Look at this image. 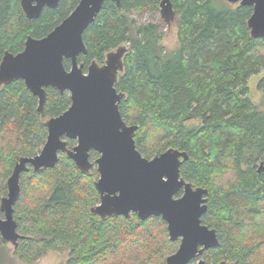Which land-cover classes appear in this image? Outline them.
Segmentation results:
<instances>
[{"label":"trees","instance_id":"16d2710c","mask_svg":"<svg viewBox=\"0 0 264 264\" xmlns=\"http://www.w3.org/2000/svg\"><path fill=\"white\" fill-rule=\"evenodd\" d=\"M78 1L59 0L28 18L20 0H0V61L6 51H21L28 36L46 35ZM170 1L178 19L174 50L160 44L158 24L137 25L128 16L158 11L161 0H121L120 6L106 0L83 32L86 53L78 60L85 67L102 63L108 51L129 43L115 84L124 93L120 114L138 125L134 140L144 157L170 147L188 153L180 176L208 189L202 222L215 228L219 240L202 257L208 264H264V111L252 103L247 84L264 70V37L250 35V5ZM257 88L264 99V74ZM46 93L41 112L23 80L0 89V198L18 158L37 154L44 144L42 119L70 105L67 91L47 87ZM67 140L69 147L75 144ZM97 156L90 151L91 160ZM97 177L95 166L82 173L64 154L52 168L22 172L13 215L25 238L18 239L16 256L31 263L61 249L69 253L67 264H165L178 242L169 239L160 216L91 213Z\"/></svg>","mask_w":264,"mask_h":264},{"label":"water","instance_id":"95a60500","mask_svg":"<svg viewBox=\"0 0 264 264\" xmlns=\"http://www.w3.org/2000/svg\"><path fill=\"white\" fill-rule=\"evenodd\" d=\"M105 1L79 0L46 35L28 36L21 51H6L1 58L0 88L14 80H23L37 97L39 111L46 101L48 86L69 91L71 102L62 113L45 121L47 135L40 151L32 156H20L15 162L6 181L7 194L0 199L3 214L0 236L14 245L23 237L13 215L22 172L30 168L34 172L52 168L60 153H64L82 173H88L92 166L89 153L95 150L99 176L94 186L100 203L90 208L91 213L104 218L129 217L130 212H136L142 220L160 216L167 225L169 239H180L177 250L166 257L165 264H188L219 242L216 230L201 220L207 210L208 189L193 187L180 176V165L189 158L186 151L170 147L147 158L136 148L134 134L138 125L123 120L118 104L124 93L115 87L127 47L121 45L109 51L102 65L93 61L86 72L77 61L80 53H86L83 32ZM113 1L120 6L121 0ZM226 1L252 6L247 19L250 35L264 37V0ZM58 2L20 0V6L26 17L38 18L44 7L54 8ZM160 12L168 23L175 17L170 0H161ZM65 58L71 60L70 69L63 64ZM65 138L75 139L76 144L69 148ZM197 264L207 263L199 258Z\"/></svg>","mask_w":264,"mask_h":264},{"label":"rangeland","instance_id":"374dc122","mask_svg":"<svg viewBox=\"0 0 264 264\" xmlns=\"http://www.w3.org/2000/svg\"><path fill=\"white\" fill-rule=\"evenodd\" d=\"M222 2H224L226 4H230L232 7H235L237 5V3L232 4V3L227 2L226 0H222ZM128 16L137 25L147 24V23L158 24L159 29L162 32V38H161L160 44L165 48L166 51L174 50L178 46L177 36H176L177 21H178L177 18L173 19L169 23L166 22L164 17L162 16V14L160 12V8L158 11H155V12H143L142 13V12H137V11H130L128 13ZM123 45L125 47H127V49L129 48V43H124ZM99 65H102V64L99 63ZM263 74H264V70H261L259 73L250 76V78L248 79V83H247L248 84V90H249L248 96L250 97L252 103L256 106V108L259 111H264V99H263L262 92L260 90H258V88H257V82ZM47 119L48 118L46 117V118H43L42 120L46 121ZM61 154H64V153H60V155ZM60 155H59V157H60ZM260 165H259V167H260ZM98 176H99V174H98ZM8 177L6 178V181H7ZM197 186L203 187L202 185H194L193 184V187H197ZM6 194H7V186H6ZM6 194L2 195L1 198L3 196H5ZM207 198H208V196H207ZM0 216H3V214L1 213ZM20 234L23 235L22 238H25L24 234H22V233H20ZM0 240L2 242V247L0 248V264H64L69 257L68 251L61 250V249H55V250L53 249V250L46 251L37 260L29 263L27 261L21 260L18 256H16L15 248L17 247L18 241H17V244L14 245L12 242L6 241V240L2 239L1 237H0ZM177 242L178 243H177L176 249L173 252H175L177 250L180 241H177ZM227 262L230 263V261H227ZM192 264H197V261H193Z\"/></svg>","mask_w":264,"mask_h":264},{"label":"flooded vegetation","instance_id":"af4514ba","mask_svg":"<svg viewBox=\"0 0 264 264\" xmlns=\"http://www.w3.org/2000/svg\"><path fill=\"white\" fill-rule=\"evenodd\" d=\"M116 49V48H115ZM114 50V49H113ZM111 51V50H110ZM109 52V51H108ZM107 52V53H108ZM106 53V54H107ZM80 54H84V53H80ZM79 54V55H80ZM106 54H105V58H104V61L102 62V63H100V64H103L104 62H105V60H106ZM78 55V56H79ZM78 56H77V61H78V64H82V67H83V71L84 72H86L87 71V68H88V66L94 61H91L86 67L84 66V64L82 63V62H80L79 60H78ZM124 57V56H123ZM65 60H67L68 62H69V66L68 67H65L66 69H70L71 68V60L69 59V58H65L64 60H63V64H64V61ZM96 62V61H95ZM98 63V62H97ZM99 64V63H98ZM65 66V65H64ZM123 70V69H122ZM122 71H120L119 73H118V76H119V74L121 73ZM118 80V79H117ZM117 82V81H116ZM116 84V83H115ZM3 86V85H2ZM1 86V87H2ZM26 87V86H25ZM48 87H51V86H48ZM116 87V86H115ZM47 88V87H46ZM46 88H45V90H46ZM53 88H55V87H53ZM1 89V88H0ZM55 89H57V88H55ZM117 89V88H116ZM58 90V89H57ZM59 92H64V91H60V90H58ZM65 91H67V90H65ZM68 93H69V91H67ZM69 96H70V94H69ZM43 110V109H42ZM42 112V111H41ZM47 118H49V117H47ZM44 123H45V121H44ZM67 139H69V138H65V140H66V143H67V146H68V140ZM75 140V139H74ZM75 144H76V140H75ZM74 144V145H75ZM74 145H72V146H68L69 148H71V147H73ZM89 159H90V153H89ZM94 160L95 159H93V160H91L90 159V161L92 162V166L90 167V168H92L93 166H95V168H96V164H95V162H94ZM263 163V165H264V162H262ZM263 167V166H262ZM261 166L259 167V169L260 168H262ZM97 180V179H96ZM95 180V181H96ZM94 181V182H95ZM95 187V186H94ZM96 190V189H95ZM96 192H97V194H98V200H97V202H96V204H94L93 206H96L97 204H99L100 203V195H99V193H98V191L96 190ZM92 206V207H93ZM91 208V207H90ZM132 214H136L137 215V213L136 212H130V215H129V217H126V216H124V215H121V216H123V217H125V218H131L132 217ZM95 215H98V214H95ZM99 216V215H98ZM112 216H116V215H112ZM100 217V216H99ZM108 217V216H107ZM137 217L140 219V220H142L138 215H137ZM150 217H152V216H150ZM150 217H148V218H150ZM101 218V217H100ZM105 218V217H104ZM148 218H146L145 220H147ZM201 220H202V217H201ZM203 223V222H202ZM205 224V223H204ZM207 225V224H206ZM167 226V225H166ZM210 228H212V227H210ZM215 229V228H214ZM168 231V230H167ZM1 237V236H0ZM2 238V237H1ZM176 241H180V239H178V240H176ZM212 248V247H211ZM207 249H210V248H207ZM207 249H205L204 250V252L207 250ZM203 252V253H204ZM203 253L199 256V257H197V258H195V259H193L192 261H190L188 264H192V262L193 261H198V259L199 258H202V259H204L202 256H203ZM68 256H69V254H68ZM69 258V257H68ZM222 261H226V260H220V262H222ZM67 262H68V259H67V261L64 263V264H67ZM220 262H218L217 264H219ZM207 263V262H206ZM208 264V263H207ZM226 264H234L233 262H230V263H228L227 261H226Z\"/></svg>","mask_w":264,"mask_h":264}]
</instances>
